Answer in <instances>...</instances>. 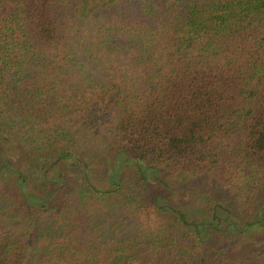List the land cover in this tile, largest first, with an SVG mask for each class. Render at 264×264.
<instances>
[{"label":"trees","instance_id":"obj_1","mask_svg":"<svg viewBox=\"0 0 264 264\" xmlns=\"http://www.w3.org/2000/svg\"><path fill=\"white\" fill-rule=\"evenodd\" d=\"M260 233L264 0H0V264H264Z\"/></svg>","mask_w":264,"mask_h":264},{"label":"rangeland","instance_id":"obj_2","mask_svg":"<svg viewBox=\"0 0 264 264\" xmlns=\"http://www.w3.org/2000/svg\"><path fill=\"white\" fill-rule=\"evenodd\" d=\"M7 147L9 149L10 145L7 143ZM69 183L73 182L75 180L73 175H69V179H68ZM187 185V184H186ZM195 185L199 186V187H207V188H211V189H216L218 186L216 184H214L211 180L206 179V178H199L197 179ZM179 193V192H178ZM176 195H174V197H176ZM259 235V240H260V244L264 245V234L260 233ZM209 248L210 247H216L218 249L221 248L222 243L220 241H216L215 238H211L207 241Z\"/></svg>","mask_w":264,"mask_h":264}]
</instances>
